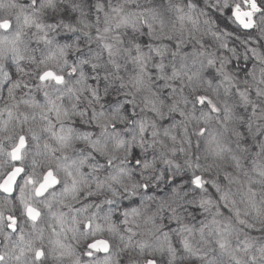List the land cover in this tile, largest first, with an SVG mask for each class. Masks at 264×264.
I'll list each match as a JSON object with an SVG mask.
<instances>
[{
    "label": "clouds",
    "instance_id": "clouds-1",
    "mask_svg": "<svg viewBox=\"0 0 264 264\" xmlns=\"http://www.w3.org/2000/svg\"><path fill=\"white\" fill-rule=\"evenodd\" d=\"M10 173L0 264H264V0H0Z\"/></svg>",
    "mask_w": 264,
    "mask_h": 264
},
{
    "label": "snow or ice",
    "instance_id": "snow-or-ice-1",
    "mask_svg": "<svg viewBox=\"0 0 264 264\" xmlns=\"http://www.w3.org/2000/svg\"><path fill=\"white\" fill-rule=\"evenodd\" d=\"M240 15H250V13H240ZM4 27H7V25L5 24V25H3ZM45 75H48L47 73L45 74ZM44 77L42 76L41 77V79H43ZM59 79V78H58ZM14 179V177H13V175L10 173L9 175H8V177L7 178H5L4 180H3V182L2 183H0V188H2V189H5L6 191H12V188H11V186L9 185V181H11V180H13ZM199 181V178H197V182ZM5 186H8V187H5ZM29 211H31V210H29ZM9 220L10 221H12L13 220V218L12 217H9ZM98 243H103V242H98ZM92 247H95V245H91ZM41 255V253L40 252H37V256H40ZM0 259H2V258H0ZM149 264H152V262L150 261L149 262Z\"/></svg>",
    "mask_w": 264,
    "mask_h": 264
}]
</instances>
